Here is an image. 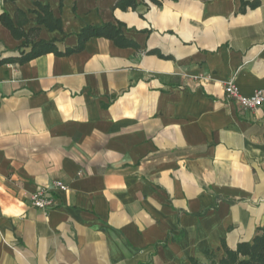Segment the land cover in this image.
Segmentation results:
<instances>
[{
	"label": "crops",
	"instance_id": "0c3cea01",
	"mask_svg": "<svg viewBox=\"0 0 264 264\" xmlns=\"http://www.w3.org/2000/svg\"><path fill=\"white\" fill-rule=\"evenodd\" d=\"M116 3L0 0L60 52L104 24L139 45L91 38L20 64L31 48L0 24V264H211L264 225V104L224 91H264V0ZM57 181L56 208L32 207Z\"/></svg>",
	"mask_w": 264,
	"mask_h": 264
},
{
	"label": "trees",
	"instance_id": "16d2710c",
	"mask_svg": "<svg viewBox=\"0 0 264 264\" xmlns=\"http://www.w3.org/2000/svg\"><path fill=\"white\" fill-rule=\"evenodd\" d=\"M15 1V0H11ZM67 0H60L61 8ZM163 0H117L116 9L124 12L129 10L137 11L140 6L149 7V4L161 6ZM256 2L251 6L255 7ZM36 9L30 11L31 14L36 15V21L39 25H45L51 31L62 30V21L56 19L49 7L43 6L39 2H35ZM75 11V8H74ZM29 23L27 14L18 10L15 20L4 12L0 15V24L7 28L15 39L25 42L22 46L24 48H31L30 52H23L20 58L12 59V62L20 64L27 63L45 54L53 53L57 56H69L84 50L86 43L91 38H105L114 42L120 48L133 47L139 49V45L129 40L123 31L125 25L118 23V25L104 24L101 27L87 26L78 34L79 44L75 48L67 49L65 52H60L56 46V41L33 40L32 36L37 35L40 30L37 28L25 32L24 27ZM157 53L160 57L165 58L164 55ZM225 255L221 259H217L211 255V264H264V225L260 227L259 234L250 242H243L238 244L235 249L229 248L224 244Z\"/></svg>",
	"mask_w": 264,
	"mask_h": 264
},
{
	"label": "built area",
	"instance_id": "2783aa9c",
	"mask_svg": "<svg viewBox=\"0 0 264 264\" xmlns=\"http://www.w3.org/2000/svg\"><path fill=\"white\" fill-rule=\"evenodd\" d=\"M224 91L228 100L233 101L241 110L255 111L264 104V91L258 90L252 96H243L234 81H229L224 86ZM67 190V186L57 181L53 186L38 188L30 196V204L32 207L50 212L56 208L57 200L54 195L55 190Z\"/></svg>",
	"mask_w": 264,
	"mask_h": 264
}]
</instances>
